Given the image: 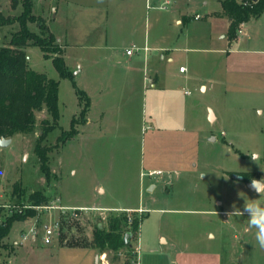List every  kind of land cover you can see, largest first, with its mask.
Wrapping results in <instances>:
<instances>
[{
  "label": "rangeland",
  "instance_id": "rangeland-1",
  "mask_svg": "<svg viewBox=\"0 0 264 264\" xmlns=\"http://www.w3.org/2000/svg\"><path fill=\"white\" fill-rule=\"evenodd\" d=\"M164 1L34 0L33 12L44 15L56 41L49 57L28 46V65L59 82L60 115L54 122L46 109L37 111L32 132L0 146V220L24 212L36 191L72 209H34L14 221L0 246V264H264L248 214L227 221L233 204L241 210L245 199L264 204V196L246 185L264 179L262 87L225 72L233 31L223 0H169L158 8ZM22 11L23 0H0L5 16L16 19ZM40 24L28 26L43 36ZM19 28L16 20L1 28L0 46ZM244 29L252 36L249 45L257 47L264 40V13L252 16ZM146 42L162 48L151 51L148 62L143 51H134L137 62H129L127 50L133 44L148 47ZM59 54L71 75L55 66ZM132 68L134 79L127 83ZM110 74L118 77L111 83ZM81 93L92 98L88 110ZM86 118L90 122L81 126ZM73 119L79 133L60 139L72 130ZM44 120L56 127L40 140ZM38 142L46 148L49 181L35 150ZM251 153L258 154L257 162ZM152 170L161 173L150 176ZM123 215L131 249L68 245L92 242L97 226L107 229L110 217ZM136 218L141 225L133 235ZM58 219L76 225L62 229L61 223L59 237L45 244L44 226ZM34 224L39 238L24 241L22 232Z\"/></svg>",
  "mask_w": 264,
  "mask_h": 264
},
{
  "label": "trees",
  "instance_id": "trees-1",
  "mask_svg": "<svg viewBox=\"0 0 264 264\" xmlns=\"http://www.w3.org/2000/svg\"><path fill=\"white\" fill-rule=\"evenodd\" d=\"M250 4L239 3L237 0H223L224 13L229 15L234 37L240 29V25L248 21L252 16H259L264 13V0L253 1ZM34 0H23V11L16 19L5 16L0 12V29L6 25H10L15 20L19 22V30L13 32L8 44L0 46V139L12 138L17 134H28L37 126L36 112L46 109L54 122L58 121L59 112V82L49 78L47 74L35 71L28 65L26 48L30 45L38 46L47 57L53 52L56 38L49 31L42 16H37L33 12ZM40 22L42 34L38 35L33 32L29 26V22ZM63 54L53 58L54 64L62 75H71L66 71ZM86 96V97H85ZM80 94V100L83 104L84 97L86 98V109L88 110L90 100L87 95ZM85 109V108H84ZM83 109V113L84 112ZM85 109V111H86ZM43 128L39 139L44 140L49 132L56 127V123L43 121ZM72 130L65 134L63 133L60 139L72 138L77 134L74 127L75 121L72 120ZM40 157L41 169L50 180L51 173L47 166L48 156L46 148L42 147L38 142L35 148ZM243 176V175H241ZM243 181L246 177L243 176ZM249 182V181H246ZM49 197L40 191H36L30 195V206L24 212H12V214L4 220H0V246L5 237L10 233L12 223L16 220H23L27 216H32L35 211L32 206L48 203ZM45 203V204H46ZM127 216H112L108 220V228L97 226L93 234L92 242H70L68 245L73 247H83L90 245L100 250L120 251L124 248L131 249L130 242L125 243V236L128 233L126 225L129 224ZM62 229L65 225H76L72 220L62 219ZM141 218H136L131 224V233H138L141 225Z\"/></svg>",
  "mask_w": 264,
  "mask_h": 264
},
{
  "label": "crops",
  "instance_id": "crops-1",
  "mask_svg": "<svg viewBox=\"0 0 264 264\" xmlns=\"http://www.w3.org/2000/svg\"><path fill=\"white\" fill-rule=\"evenodd\" d=\"M148 5H149V3H148ZM53 11H52V13L57 14V12H58L57 7L54 8ZM47 13H49V10H47ZM40 16H42V15H40ZM54 16H57V15L54 14L53 17ZM177 22H180V20H178ZM240 27L241 28L239 29L238 32L242 36H239L238 33L234 37L230 36V38H231L230 40L233 43V46H232V44H230V46H232V47L226 52L227 56L225 57V64H226L225 65V72L228 75L229 74L244 75V76H247L248 78H250L251 80H253L255 82L258 81L259 85L262 87L261 93L263 94V106H264V40H258L257 41V43H258L257 47L250 46L249 41H252V36L249 35V33L244 29L245 22L242 23ZM57 39L60 41L59 38H57ZM147 39H148V37H147ZM147 43L148 42H146V46H148V50H145V48H144L145 46H144V47H141L135 51H137V52L143 51L145 59L148 62V61H150L151 57L153 56V54H151V51L160 50L162 47H160V45H155V44L149 46V45H147ZM222 52H225V49H223ZM105 58H108V57L105 56ZM128 60H129V62H132V63L137 62L136 61L137 58H134V53H133V55H128ZM170 60H173V58L171 57ZM152 70H153L152 71L153 77H152L151 81H152V86L155 87V84H156L155 81L158 80L157 70L153 69V68H152ZM180 72H185V71H180ZM134 73H135L134 69L126 72L124 79L126 80L127 83H130V81L132 79H134ZM110 76L111 77H108L110 80V83L113 82V80L118 78L116 76V74H110ZM119 79H120V77H119ZM100 86H104V85L101 84ZM203 88L206 89V86H203ZM88 97L90 100V104H89L88 109H90L93 103H92V98L90 96H88ZM213 115H214V118L216 121L217 117L214 113H213ZM211 120H213V119L211 118ZM89 122H90V120L86 118L85 122L81 126L86 125ZM77 133H79V130ZM152 171H155V170H152ZM156 172H158V170ZM242 180H239V181H242ZM246 185H247V182H246ZM154 186H156V184L151 185L149 190H151L152 187H154ZM248 189L251 190L249 187H248ZM99 190L102 193L105 192V189L102 187H100ZM251 191H253V190H251ZM208 198L209 197L206 196L205 200L208 201L209 200ZM195 199H196V196H194L191 200L195 201ZM129 210L137 211V210L128 208L127 211H129ZM140 210H138V211H140ZM208 212H209V210H208ZM164 241H166V239H164Z\"/></svg>",
  "mask_w": 264,
  "mask_h": 264
},
{
  "label": "clouds",
  "instance_id": "clouds-1",
  "mask_svg": "<svg viewBox=\"0 0 264 264\" xmlns=\"http://www.w3.org/2000/svg\"><path fill=\"white\" fill-rule=\"evenodd\" d=\"M250 155L253 161L257 162L259 160L257 153H251ZM250 187L259 197L264 196V179H253ZM245 213L249 216L247 219L249 229H255L254 237L256 244L260 249H264V204L259 203L258 199H245L243 210L233 204L232 211L227 213L229 217L227 221H230L233 217H241Z\"/></svg>",
  "mask_w": 264,
  "mask_h": 264
},
{
  "label": "built area",
  "instance_id": "built-area-1",
  "mask_svg": "<svg viewBox=\"0 0 264 264\" xmlns=\"http://www.w3.org/2000/svg\"><path fill=\"white\" fill-rule=\"evenodd\" d=\"M169 0H165L161 5L158 6V8L160 9H165L166 5L169 4ZM148 7L151 8L150 5H148ZM196 19H199L200 17L197 15L195 16ZM139 48L136 45H132L131 48H129L127 50V55H133L135 50H138ZM145 50H148V47H145ZM185 67H180V71H185ZM161 172L158 171H151L149 174L150 175H154V174H160ZM58 202H48L46 204H42V205H34L32 206L34 209H37L40 212L43 211H51V210H60L61 214L63 213H67V211H69L70 209H72L71 207H67V206H62V204L60 203L59 199ZM30 206V205H29ZM27 206V207H29ZM79 209V207H78ZM76 210V209H75ZM73 213H75V211H73ZM61 222L59 219L55 221L54 224H48L45 225L41 234V239L43 240V242L45 244H50L54 241V238L59 237L60 235V225ZM22 236H23V240H29L31 238H39L40 236V229L39 226L37 224H34L33 226H31L28 230L23 231L22 232ZM21 243H23V241H21Z\"/></svg>",
  "mask_w": 264,
  "mask_h": 264
},
{
  "label": "water",
  "instance_id": "water-1",
  "mask_svg": "<svg viewBox=\"0 0 264 264\" xmlns=\"http://www.w3.org/2000/svg\"><path fill=\"white\" fill-rule=\"evenodd\" d=\"M253 1H257V0H253ZM12 139L13 138H1L0 139V146L1 147H7V146H9L11 144V142H12ZM235 178L238 179V180H242L243 179V176H241L239 174H236L235 175ZM250 184H251V181L250 182H247V186L252 190V188L250 187ZM129 237H130V234L127 233L126 236H125V240H126L125 243L126 244L129 243ZM130 246H132V244H130ZM97 258H98V256H97Z\"/></svg>",
  "mask_w": 264,
  "mask_h": 264
},
{
  "label": "flooded vegetation",
  "instance_id": "flooded-vegetation-1",
  "mask_svg": "<svg viewBox=\"0 0 264 264\" xmlns=\"http://www.w3.org/2000/svg\"><path fill=\"white\" fill-rule=\"evenodd\" d=\"M235 177V176H234Z\"/></svg>",
  "mask_w": 264,
  "mask_h": 264
}]
</instances>
